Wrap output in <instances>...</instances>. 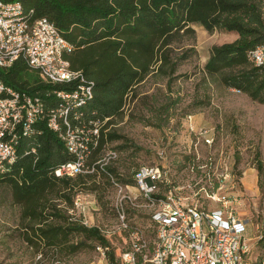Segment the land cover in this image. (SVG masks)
<instances>
[{
  "label": "trees",
  "instance_id": "1",
  "mask_svg": "<svg viewBox=\"0 0 264 264\" xmlns=\"http://www.w3.org/2000/svg\"><path fill=\"white\" fill-rule=\"evenodd\" d=\"M18 1L26 11L32 10L33 17L45 16L56 26L73 45L67 55L70 67L82 70L93 81L91 98L81 106L72 107L71 125L82 121L88 125L90 120L101 124L97 142L89 146L85 158L86 171L73 176L54 174L57 166L73 160L74 155L47 126L46 117L36 123L32 133L19 139L15 161L0 171V184L9 190L12 202L20 206L25 229L30 222L40 224L33 232L40 239L26 235L25 240L38 241L42 249L61 252L68 247L71 251L86 245L89 239L105 244L96 226L70 220L66 207L72 205L77 192H97L103 183L132 182V174L140 165L134 161L140 147L135 146L129 152L132 143L129 148L125 136L108 126L114 117L121 115L124 97L132 86L151 71L171 79L176 76L178 65L189 53L184 51L173 58L171 44L182 40L183 34H193L191 24L199 23L207 31L236 34L234 42L211 48L204 70L211 75L224 73L223 82L227 86L264 103V65H253L248 57L252 48L264 43V0ZM224 68H228L227 73ZM0 76L17 89L41 96L46 108L59 104L52 91L59 85L46 83L23 60L1 71ZM177 101L178 97H173L168 103L154 107L157 124L166 119L161 117L162 111ZM118 138H124V142L111 145ZM109 149L116 155L104 160ZM255 156L257 186L264 197V161ZM93 177L98 178V187L89 189ZM258 228L257 257L264 259V221ZM31 229L35 231L33 226ZM108 261L118 264L112 252L108 253Z\"/></svg>",
  "mask_w": 264,
  "mask_h": 264
},
{
  "label": "built area",
  "instance_id": "2",
  "mask_svg": "<svg viewBox=\"0 0 264 264\" xmlns=\"http://www.w3.org/2000/svg\"><path fill=\"white\" fill-rule=\"evenodd\" d=\"M72 49L45 16L33 17L32 10L26 11L18 0H0V72L23 60L46 83L59 85L52 90L58 106L46 108L41 96L17 89L0 76V171L15 161L19 139L32 133L45 117L47 126L74 155L57 166L54 174L73 176L87 170L85 158L89 146L97 142L101 124L98 120L88 125L70 123L72 107L85 104L93 95V81L82 70L70 67L67 55ZM248 57L253 65H264V43L252 48ZM185 117L189 141L174 162L169 166L141 163L132 182H114L113 223L88 219V203L96 204V196L85 192H77L66 207L69 219L96 226L105 244L95 242V249L107 259L112 252L118 264H264V259H252L247 219L235 210L240 177L212 151L218 128L193 122L190 113ZM200 145L208 151L203 154ZM115 155L109 149L103 159ZM127 209L145 214L146 224L131 223ZM117 237L124 238L121 245ZM49 264L74 263L55 258Z\"/></svg>",
  "mask_w": 264,
  "mask_h": 264
},
{
  "label": "rangeland",
  "instance_id": "3",
  "mask_svg": "<svg viewBox=\"0 0 264 264\" xmlns=\"http://www.w3.org/2000/svg\"><path fill=\"white\" fill-rule=\"evenodd\" d=\"M191 27L193 34H183L182 40L171 44L173 58L184 51L189 53L178 65L176 76L171 79L151 71L125 95L121 115L114 117L108 127L123 134L128 147L132 143L129 152L135 146L140 147L135 162L160 166L174 162L179 149L188 143L186 114H192V121L201 126L218 128L212 151L229 162L233 172L240 177L235 190V210L240 217L247 219V234L253 239L251 257L255 259L260 253L258 227L264 221V197L257 186L254 167L255 155L264 161V103L227 86L223 82L224 73L211 75L204 70L211 48L234 42L236 34L224 30L207 31L199 23H193ZM224 71L227 73L228 68ZM173 97H178V101L162 111L161 117L166 119L157 124L154 107L168 103ZM123 142L124 138H118L111 145ZM199 150L204 154L208 148L200 145ZM97 181L98 178L93 177L88 188L98 187ZM99 186L98 193L93 192L96 204L88 203L86 216L98 224H111L115 218L116 186L110 182ZM126 215L134 225L146 224V215L142 212L127 209ZM21 219L20 206L12 202L9 190L0 184V264H49L55 258L68 259L74 264H110L95 249L94 244L98 241L91 239L71 251L68 247L61 252L42 249L38 241L25 240L28 239L26 235L30 239H40L33 234L40 224L30 222L25 229ZM115 239L121 245L124 238Z\"/></svg>",
  "mask_w": 264,
  "mask_h": 264
}]
</instances>
